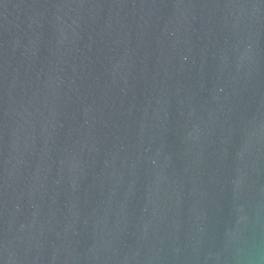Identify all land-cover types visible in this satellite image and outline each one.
<instances>
[{"label": "water", "instance_id": "1", "mask_svg": "<svg viewBox=\"0 0 264 264\" xmlns=\"http://www.w3.org/2000/svg\"><path fill=\"white\" fill-rule=\"evenodd\" d=\"M0 264H264V0H0Z\"/></svg>", "mask_w": 264, "mask_h": 264}]
</instances>
